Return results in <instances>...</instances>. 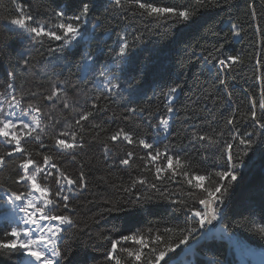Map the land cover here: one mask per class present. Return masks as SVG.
Instances as JSON below:
<instances>
[{"label":"trees","instance_id":"trees-1","mask_svg":"<svg viewBox=\"0 0 264 264\" xmlns=\"http://www.w3.org/2000/svg\"><path fill=\"white\" fill-rule=\"evenodd\" d=\"M84 2L92 4L87 22L81 26L87 39L77 38L63 51H53L64 42L48 37L32 41L27 33L10 26V20L18 16L13 0H0V94L12 84L13 96L25 108L29 104L41 108L44 131L37 129L41 139L26 138L23 144L39 163L48 155L59 170L74 179L81 171L86 176L87 186L74 187L69 195L70 208L57 205L52 209L53 214L69 215L74 220L64 229L59 242L62 264H112L106 253L111 241L120 236L161 235L166 243H178L186 234L180 230L189 227L197 232L187 244L169 254L170 263L184 256L192 257L195 264H234L225 236L202 237L199 218L192 211L202 210L201 191L187 184L182 176L169 178L171 172L157 178L155 169L162 166L164 157L150 163L147 153L160 149L163 154L166 147L167 154L189 158L198 174L207 175L226 170L227 145H232L239 176L226 185L228 191L217 203L221 226L228 234H236L255 247H264V234L258 230V226L264 225V129L249 116L253 100L257 101L258 117L261 115L264 0H217L199 8L191 20L183 22L142 14L134 5L116 8L113 0ZM144 2L183 8L193 0ZM16 4L29 11L35 23L52 28L59 23L57 12L63 11L66 17L75 15L81 0H16ZM121 37L129 43L124 58H118ZM85 54L93 58L86 74ZM228 55L241 59L222 68L218 61ZM105 69V77L99 76ZM106 80L119 84V88L109 91ZM177 84L180 88L171 104L175 111L167 113L163 104L167 102L168 90ZM53 86L62 88L63 93L47 100ZM65 99L68 107H64ZM133 108L144 111H130ZM87 111L93 115L81 121V129L76 121ZM170 115L166 137L156 139L161 116ZM230 116L234 117L231 125L227 123ZM120 128L133 134L134 139H147L153 149L123 140L111 141L109 137ZM193 131L206 132L213 140H193ZM64 132H76V142L83 146L71 151L60 149L53 137L64 139L60 135ZM245 133H252L255 143L242 156L245 148L239 144V137ZM41 143L44 147H40ZM10 149L0 139V154ZM127 152L134 154L130 164H120ZM23 158L21 153L6 158L5 166L0 168V189L29 192L28 183L17 182L21 175L18 164ZM138 177L146 179L147 184L130 187ZM56 179L59 176L54 170L41 182L54 193L60 187ZM152 183L157 187H149ZM204 183L207 185L208 181ZM9 227L8 222L0 221V239L5 238ZM153 246L163 244L149 243L144 248L143 264H148ZM120 247L138 249L140 245L122 241ZM119 254L126 262L131 259L126 253ZM23 257L19 251L0 250V264H17Z\"/></svg>","mask_w":264,"mask_h":264},{"label":"snow or ice","instance_id":"snow-or-ice-1","mask_svg":"<svg viewBox=\"0 0 264 264\" xmlns=\"http://www.w3.org/2000/svg\"><path fill=\"white\" fill-rule=\"evenodd\" d=\"M217 0H193V3L188 7L176 8V7H164L158 6L153 2H144V0H113V5L116 8L124 7L125 5L135 6L142 10V14L149 16H155L157 18H172L175 21H189L199 8L206 7L210 4H215ZM13 4L18 11V16L10 20V24L16 29L22 30L29 35L32 41L42 40L44 37L56 41H63L64 44L59 49H54L53 51H63V47H67L72 41L77 40V38L87 39L86 36L81 32L82 24L87 22V17L92 8L90 2H84L81 0V6L77 14L73 16H65L63 11L56 13L59 18V23H57L52 28L44 24H38L34 22V18L29 11L16 4V0H13ZM251 7V6H250ZM255 8L252 7V15L255 16ZM236 25L233 24L235 29ZM59 32V34H58ZM234 35H239V32H234ZM122 43L119 49L118 58H124L127 56L129 43L126 37H121ZM92 56L85 54L83 60L85 61V70H87V62L92 61ZM240 56L238 55H228L224 59L218 61L222 68H229L235 63L240 61ZM27 61H25V64ZM106 69L99 72V76L105 77ZM87 83V81H85ZM220 83H224L220 80ZM106 86L109 91L119 88V84L114 83L111 80H106ZM8 88H12V84H8ZM180 88L177 84L168 90L167 102L163 104V108L166 109L167 113H172L175 109L171 106L174 99V94ZM63 93V89L53 86L50 94L45 97L47 100H53L54 97L59 98L60 94ZM66 96V93L64 94ZM230 95V94H229ZM21 101L17 100L14 96L12 97V102L8 104L9 109L20 108ZM251 111L249 116L252 120L259 124L261 129H264V91L261 92V99L259 100V108L261 110V115L258 117L257 114V101H251ZM68 100H64V107H68ZM28 110L21 112V116L29 115L31 116V123L25 122L20 117L13 120L12 117L16 116L15 111H10L5 113L2 106H0V138L4 140L7 145L11 146V149L3 154H0V168L5 166L6 158L13 156L15 153H21L23 159L19 162L18 167L21 170V175H19L17 182L24 181L31 185L34 192H38L39 196H33L32 192H17L10 191L6 195L4 203L12 208V213L10 216H6L5 219L9 221V230L4 232V239H0V250H14L19 251L22 254L31 257V260H27L24 264H62L63 253L60 250L59 240L60 234L64 231L61 227L62 225H72L74 220L69 215H56L52 213V208L61 205L63 208H70L69 195L65 194L66 191H73V186L75 189L85 188L86 176L83 171H81L78 176L74 179L70 174L65 171L59 170L58 166L53 162L51 156L44 155L43 163H39L37 160L33 159L31 153L28 152L27 148L24 146L23 141L26 138H31L36 141H40V135L37 132L39 129L41 132L44 131L43 121L40 118L39 113L41 108L37 105L29 104ZM95 107V105L93 106ZM130 111H140L143 112L144 109H130ZM157 112L160 111L159 108L156 109ZM35 113V114H34ZM93 113L91 111L84 112L80 119L76 121V125L83 129L81 121H86L91 117ZM169 117L161 116L158 127H162L164 132L168 131L169 128ZM234 117H229L227 123L229 125L233 124ZM35 133V135H33ZM64 136V139L59 138V136L53 137L55 144L62 150L71 151L82 147V144L76 142V132H64L60 134ZM71 137L69 140L67 137ZM252 133H245L244 136L239 137V144L243 145L245 150L242 156L248 154V150L252 148L255 141L251 138ZM109 139L113 142L118 140H123L128 144H138L145 149H153V145L147 141V139L142 137H136L134 139L133 134L125 131L123 128L116 130ZM193 140H209L212 141L213 137L208 133H200L193 131ZM233 139H236L234 136ZM40 147H44L43 143ZM105 149L108 150V145H104ZM232 145H227V164L226 170L217 171L214 173H208L207 175L198 174V172L193 169L191 160L187 157L182 158L180 155H169L167 154V147L165 152L162 154L160 149H154V151H149L147 153V159L150 163H155L163 155L164 159L162 166L156 167L155 172L157 178H160L161 173L171 172V177L179 175L185 178V182L191 185L195 189L201 191V196L199 198V204L203 205V210L193 209V214L195 217L199 218V227L203 228L205 224H211L212 220L217 218L218 209L215 205L218 202H222L224 195L228 191L226 185L230 184L231 181H236L239 176V165L233 161V156L231 152ZM132 152L126 153V158L120 160V164L129 165L133 157ZM242 156L240 162L242 163ZM51 169L58 172L59 179H56V184L60 185L61 180L66 182L65 185H61L57 191L54 193L51 191L50 186L41 185L38 182V176L53 175L52 172H48L47 169ZM213 177L218 179L214 180ZM195 179V183L193 182ZM204 181H208L206 185ZM137 184H147V180L144 178H136L131 181L130 187H135ZM151 188H156L157 185L152 183L149 185ZM126 191L130 189H125ZM59 197L60 199H56ZM139 202V201H137ZM22 213V215H18ZM41 221H58L56 224H41ZM30 225L36 226L35 229L29 227ZM258 230L264 234V225L258 226ZM151 231V230H149ZM171 231L169 229L165 230ZM182 233L186 232L178 243H166L164 242V237L161 235H156L154 237H145L143 234H130L120 236L118 240L111 241V248L106 253L107 260L111 261L112 264H143L142 257L145 256L144 248L155 241L157 245L163 244V247L153 246L150 251L151 258L148 259V264H170V253H174L180 245H185L188 243L189 238L193 233L197 232L196 228L189 227L188 229L180 230ZM122 241H133L140 245V248L133 249L131 247L118 248V245ZM119 253H126L127 257L131 258L127 262L122 259ZM169 257V259H166Z\"/></svg>","mask_w":264,"mask_h":264},{"label":"rangeland","instance_id":"rangeland-1","mask_svg":"<svg viewBox=\"0 0 264 264\" xmlns=\"http://www.w3.org/2000/svg\"><path fill=\"white\" fill-rule=\"evenodd\" d=\"M10 26L15 28L11 24H10ZM16 30H19V29H16ZM90 62L91 61L87 62V69H88ZM84 65H85V63H84ZM86 72H87V70H85V66H83V73L86 74ZM12 97H13V87L9 88L7 90V92L0 94V106H2L3 111L5 113L10 112V111H15L16 116L12 117L13 120H16L17 117H20L25 122L31 123V116H29V115L21 116L22 111H24V110L31 111L28 108H25L22 105V103L20 105V108L13 107L12 109H9L8 104L10 102H12ZM175 97H176V93L174 94V99H175ZM174 99H173V101H174ZM17 100H19V99H17ZM39 115H40V113H39ZM40 118H41V115H40ZM169 118H171V115L169 116ZM169 127H170V119H169ZM168 131H169V128H168ZM168 131L164 132L162 127H157L156 139H164L166 137ZM0 139L3 140L2 138H0ZM47 171L53 173L54 170L51 169L50 167H48ZM41 178H44L43 174L38 176V182L41 185H45L43 182H41ZM61 185H65V187L67 188L66 182L63 180H61L60 186ZM28 186L30 189L29 192H32V195L34 197L40 195L38 192H34L32 190L30 184H28ZM9 192L10 191L0 189V198H1L0 199V208H1L0 221H6L8 223H9V221L6 220L5 217L11 215L12 208L9 205H7L6 203H4V200L6 199V195ZM72 193H73V191H71V192L66 191L65 194L70 195ZM215 207L217 208V204L215 205ZM201 208L203 210L204 206L202 205ZM18 215H22V213H18ZM217 217L219 219L218 225L216 227H210V225L206 223L205 226L202 228V230H203L202 237H205V236L208 237V236L213 235V234L218 235V236H221V235L225 236L226 239L229 241V244L231 247L232 259L234 261V264H264V247H255V246L249 244L248 242L242 240L236 234H228L226 232V229L223 226H221L222 217H221V214L219 213V211L217 212ZM40 223L42 225L43 224H49V221H41ZM67 226L68 225H64L63 229H65ZM29 227H32L33 229L36 228V226H34V225H30ZM62 236H63V232L60 234V239ZM191 247H193V244L190 245L187 249H189ZM31 259H32L31 257L24 255L23 259L17 264H24L25 261L31 260ZM170 264H195V263H194V260L192 257L187 258V257L181 256L178 260H175V261L171 262Z\"/></svg>","mask_w":264,"mask_h":264},{"label":"bare ground","instance_id":"bare-ground-1","mask_svg":"<svg viewBox=\"0 0 264 264\" xmlns=\"http://www.w3.org/2000/svg\"><path fill=\"white\" fill-rule=\"evenodd\" d=\"M218 221H219L218 217L216 219L212 220L211 224H209L210 227H216L218 225ZM56 223H59V222L58 221H49V224H56ZM61 227L63 228L64 225H62Z\"/></svg>","mask_w":264,"mask_h":264},{"label":"water","instance_id":"water-1","mask_svg":"<svg viewBox=\"0 0 264 264\" xmlns=\"http://www.w3.org/2000/svg\"><path fill=\"white\" fill-rule=\"evenodd\" d=\"M73 188H74V186H73ZM62 238V237H61ZM61 240V239H60Z\"/></svg>","mask_w":264,"mask_h":264},{"label":"flooded vegetation","instance_id":"flooded-vegetation-1","mask_svg":"<svg viewBox=\"0 0 264 264\" xmlns=\"http://www.w3.org/2000/svg\"><path fill=\"white\" fill-rule=\"evenodd\" d=\"M53 209V208H52Z\"/></svg>","mask_w":264,"mask_h":264}]
</instances>
